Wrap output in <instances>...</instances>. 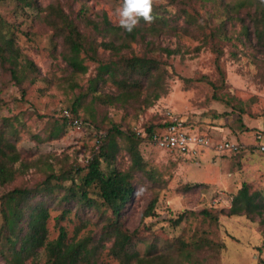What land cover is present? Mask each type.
Wrapping results in <instances>:
<instances>
[{
    "label": "rangeland",
    "instance_id": "rangeland-1",
    "mask_svg": "<svg viewBox=\"0 0 264 264\" xmlns=\"http://www.w3.org/2000/svg\"><path fill=\"white\" fill-rule=\"evenodd\" d=\"M179 1L154 0L153 7L165 15L151 23L141 19L138 25L143 30L153 26L158 33L132 40L119 25L122 0H33L30 7L0 0V42L11 38L18 51L17 80L0 61V136L12 146L6 150L18 156L13 163L0 157L12 173L9 180L0 177L3 244L1 200L16 188L48 184L53 194L41 201L48 212V240L61 229L67 242L88 239L89 253L80 264H264V153L257 148V136L264 139V36L257 40L251 27L243 36L242 23H225L224 1L184 6L194 21L180 12ZM225 1H250L239 10L241 17L257 7L253 0ZM50 6L60 7L64 20L76 27L84 14L96 22V28L80 29L85 50L96 51L94 58L83 50L78 54L84 72L71 73L70 50L63 36L53 33L62 22ZM221 20L226 33L209 37ZM109 42L115 48L104 49L102 44ZM166 49L173 53L167 55ZM134 57L152 63L149 75L121 74ZM26 61L34 67H25ZM102 65L118 75L116 81L125 79L129 100L121 103L122 89L107 73L102 75ZM73 109L79 119L72 118ZM63 117L72 118L70 126ZM173 120L186 135L202 137L211 147L186 154L149 139L148 126L159 136L166 130L163 123ZM99 140L107 144L105 153L113 154L99 159L100 170L119 171L133 186L118 215L102 203L96 187L87 188L90 204L60 199L68 187L80 184L89 160L99 152ZM221 143L238 148L216 150L214 145ZM242 184L259 194L260 214H229ZM39 200L35 197L24 213ZM18 227L23 235L25 225L20 221ZM1 241L0 264H8ZM45 261L41 253L25 264Z\"/></svg>",
    "mask_w": 264,
    "mask_h": 264
},
{
    "label": "trees",
    "instance_id": "trees-1",
    "mask_svg": "<svg viewBox=\"0 0 264 264\" xmlns=\"http://www.w3.org/2000/svg\"><path fill=\"white\" fill-rule=\"evenodd\" d=\"M8 3H11L13 7L18 5H23L24 7H30L33 3V0H4ZM170 4L173 3L177 4L178 0H168ZM201 0H180L179 6H183L180 12L184 13L185 18H189L191 21H194L192 17H190L184 6L193 7V4L198 3ZM203 1H211V0H203ZM222 2V12L223 16L226 18L224 19L225 23H234L239 22L241 24V34L246 36L249 32V27L254 29L256 33V39L261 41L260 38L264 35V1L262 0H253L257 7H255V11L253 14L245 12L244 16H239V10L241 11L242 8H246L250 6V1H237L234 3H228L225 0ZM50 11H56L55 17L61 20L62 25L53 31L56 37L63 36L65 44H67L71 55L67 60V64L71 67V73H78L84 72L85 67L81 65L78 60V54L80 51H84L87 57H93L96 53L95 50H85L83 46L84 41V32L86 28H96V22H91L84 14L82 21L76 27L71 20H64V17L61 16L60 7L56 6L54 9L50 6ZM195 10V8H193ZM160 10V9H159ZM158 8L152 9V16L155 18L156 16L165 15L166 12L161 11L159 12ZM103 20L106 22L107 18L106 15H103ZM246 20V24L243 21ZM191 25V24H189ZM224 23L221 22L216 24V26L212 29L210 36L211 38L224 35L226 33L222 26ZM84 29V32L81 31ZM139 25H137L131 33L127 32L123 29V33L125 37H129L134 40L138 35L142 38H147L148 33L156 35L155 28L151 26L150 29H145ZM250 31V30H249ZM142 32V34L140 33ZM146 36V37H145ZM226 38V37H225ZM11 38L6 39L5 41L0 42V61L1 63H6L9 68V73L12 79H16V58L18 56V51L13 49V45L11 43ZM204 41V39H203ZM104 49H111L114 45L109 43L102 44ZM115 48V47H114ZM198 49V48H197ZM165 52L167 55H171L173 52L166 49ZM219 53V52H218ZM25 67L32 68L34 67L33 64L29 61H26ZM152 63L149 61L134 57L126 62L124 70L120 71L121 74L127 73L130 71L131 73H139L143 75H149L150 70L152 69ZM98 70L103 74L107 73L110 78H112L114 83L121 87L122 89V99L121 103L129 100V92L125 90L127 85L124 84V80H117V76L113 74L110 70L109 66L102 65L98 68ZM101 75V76H102ZM99 76V80L102 77ZM17 80V79H16ZM19 83V82H18ZM93 91L95 90L92 87ZM82 97V95H80ZM106 103H111L110 99L104 100ZM75 109H73L70 113L73 114ZM75 119H79L80 117L73 114ZM72 118H65L63 117L64 124L68 126L71 125L72 121L69 123L68 119ZM83 121V124L92 125L85 119H80ZM167 124L162 125L165 127ZM93 126V125H92ZM91 126V128H92ZM96 127V126H95ZM94 127V128H95ZM91 128H87L89 131ZM117 127L113 126L112 130H116ZM152 127H147V132L150 134L152 133ZM97 129V127L95 128ZM91 131V130H90ZM107 137H109V132L107 131ZM121 134L120 131H118ZM134 136V135H133ZM102 139V137H99ZM99 152L97 155L92 156L91 160H89L86 168V174L81 178L80 184H74L73 187H68L65 194H63L60 199L62 201H68L71 199L76 200V202H85L90 204L88 191L87 188L96 187L98 189L99 197L102 199V203L111 210L112 215H118L123 207L130 201L132 194H133V186L131 185L130 181L128 180L127 176L119 171L112 170L108 173H104L100 170V158L112 159L113 154L105 153V148H107V144L103 143L104 140H99ZM12 146L8 144L7 141H2L0 136V157L6 158L8 162H15L18 159L16 154H11L10 149L6 150L7 148H11ZM109 147V146H108ZM14 155V156H13ZM134 156L136 157V165L140 162V156L138 151L134 152ZM3 160H0V177L2 176L4 179L9 180L11 178L12 173L6 169L5 165L2 164ZM4 162V161H3ZM54 180H69L72 179L70 176L69 178H62L56 176H49ZM49 182V178L45 180ZM44 182V184L46 183ZM53 194V188L51 185L45 184L44 187L34 188V189H27L24 187L16 188L9 192L6 196H4L3 200H1V213L5 218L4 224L2 226L4 237L6 243L1 245L2 256L4 257L5 261L8 264H25L28 259L36 260L39 258L41 253L46 255V261L44 264H80L85 258L86 254L89 253L88 239H81L77 241H70L67 242L65 238V232L63 229L60 230L59 235L54 240H48V231L46 227V222L48 219V212L47 209L42 204V199L45 197H51ZM38 197L39 201L34 204L32 207H27V212L24 213V208H26L27 204H31V202ZM259 197L258 193H249L248 187L245 184H242L241 188L238 190V193L233 197L231 201V207L229 210L230 215H238L241 213L245 214H260L262 210V205L260 203H256L255 200ZM262 207V208H261ZM202 214L207 215L206 211H203ZM26 217L24 223L22 220ZM25 225V232L22 235V227H18L19 222ZM123 248V244L120 245L118 251ZM33 264H40L38 262H34ZM127 264V263H124Z\"/></svg>",
    "mask_w": 264,
    "mask_h": 264
},
{
    "label": "built area",
    "instance_id": "built-area-1",
    "mask_svg": "<svg viewBox=\"0 0 264 264\" xmlns=\"http://www.w3.org/2000/svg\"><path fill=\"white\" fill-rule=\"evenodd\" d=\"M74 124L79 126L81 125L80 121H74ZM178 122L172 121L165 126L166 130L165 133L162 135H155L150 133L149 139L156 142L157 145L163 149L168 151H178L180 153L192 154L196 151L197 147L201 148H209L211 144L208 140L202 137H190L186 135L181 128L177 127ZM257 148L261 153H264V139L262 135L259 134L257 136ZM216 150H229V151H236L238 146L233 143H221L214 145Z\"/></svg>",
    "mask_w": 264,
    "mask_h": 264
},
{
    "label": "clouds",
    "instance_id": "clouds-1",
    "mask_svg": "<svg viewBox=\"0 0 264 264\" xmlns=\"http://www.w3.org/2000/svg\"><path fill=\"white\" fill-rule=\"evenodd\" d=\"M153 2L154 0H122V6L118 9L119 25L131 33L141 19L151 23Z\"/></svg>",
    "mask_w": 264,
    "mask_h": 264
}]
</instances>
